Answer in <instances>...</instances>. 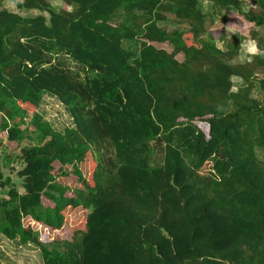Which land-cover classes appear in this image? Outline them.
I'll return each instance as SVG.
<instances>
[{
    "label": "trees",
    "instance_id": "trees-1",
    "mask_svg": "<svg viewBox=\"0 0 264 264\" xmlns=\"http://www.w3.org/2000/svg\"><path fill=\"white\" fill-rule=\"evenodd\" d=\"M60 1L0 9V135L21 164L0 163V235L43 264H264V0H205L217 28L198 0ZM245 40L262 54L239 62Z\"/></svg>",
    "mask_w": 264,
    "mask_h": 264
},
{
    "label": "rangeland",
    "instance_id": "rangeland-1",
    "mask_svg": "<svg viewBox=\"0 0 264 264\" xmlns=\"http://www.w3.org/2000/svg\"><path fill=\"white\" fill-rule=\"evenodd\" d=\"M21 0H0V9H6L9 12L16 11V3ZM55 8H66L60 0H48ZM244 4V8L247 9V4L249 1L242 0ZM204 11H207V14L211 15L210 20L207 21V25L211 28H217L221 25L219 13H212V9L209 5L202 6ZM223 13V12H221ZM225 13V11H224ZM162 27H165L167 30L171 31L173 29L178 28V26L172 23H161ZM235 31L230 29V27H226L224 29V34L226 36H231ZM254 42V41H253ZM256 45V44H255ZM217 46L222 47L221 43H217ZM257 48V47H256ZM245 53L242 49V53L240 57L237 59L238 61L245 60ZM68 63V62H67ZM72 71H77L78 68L74 65L68 64ZM234 87L233 91H236L241 81L237 78H232ZM253 97L257 99H261L263 94H261L258 90H254L252 93ZM38 113L43 117L44 121L49 123L54 131L63 132L65 128L71 127V120L67 113L65 112L63 106L55 99L49 96H45L43 99ZM199 127H201L204 131L207 130V126L205 124L198 123ZM6 139L4 135H0V163L2 168L7 173H10L15 176L16 172L21 168V164L17 159V154L19 153V149L16 148L15 143H5ZM24 144V143H23ZM25 144H33V142H25ZM257 156L262 159V153L260 150H256ZM4 157H7L10 161L9 164H6L4 161ZM155 162L160 160V156L157 153L154 156ZM6 190L1 194H5ZM29 224L34 229L35 234L40 238V240H50V239H58L66 236V232L61 231H48L39 223L33 222L29 220ZM0 264H43L40 250L39 248L31 243L22 245L19 244L18 241H9L0 235Z\"/></svg>",
    "mask_w": 264,
    "mask_h": 264
},
{
    "label": "crops",
    "instance_id": "crops-1",
    "mask_svg": "<svg viewBox=\"0 0 264 264\" xmlns=\"http://www.w3.org/2000/svg\"><path fill=\"white\" fill-rule=\"evenodd\" d=\"M199 1V7H200V9L202 8V6H207V5H209L210 6V8L213 10V11H215V13H221V12H223L224 13V11L225 10H222V11H220L218 8H214L213 6H212V4L211 3H209V2H207V1H205V0H198ZM242 1V0H241ZM245 1H249V3H246L247 4V8L248 7H251V6H253V4H252V2L250 1V0H245ZM243 2V1H242ZM245 3H243V5H244ZM245 9V8H244ZM204 13H207V11H204L203 9H201ZM16 12H18V9H17V7H16V11L14 12V13H16ZM226 12V11H225ZM13 13V12H12ZM21 15H23V14H21ZM226 34V33H225ZM233 34V33H232ZM220 47V46H219ZM242 49L244 50V53H245V60H249L250 59V57L251 56H253V55H258V54H262L257 48H256V45H255V42H253V41H251V40H245L243 43H242V45H241V49H240V53H239V57H240V55H241V53H242ZM238 57V58H239ZM244 60V61H245ZM244 61H241V62H244ZM240 62V61H239Z\"/></svg>",
    "mask_w": 264,
    "mask_h": 264
}]
</instances>
